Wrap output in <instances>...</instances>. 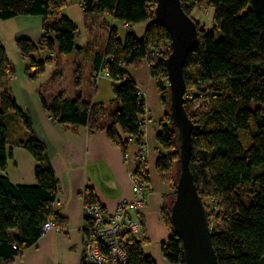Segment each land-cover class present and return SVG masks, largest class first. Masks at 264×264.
Returning <instances> with one entry per match:
<instances>
[{
	"label": "trees",
	"instance_id": "16d2710c",
	"mask_svg": "<svg viewBox=\"0 0 264 264\" xmlns=\"http://www.w3.org/2000/svg\"><path fill=\"white\" fill-rule=\"evenodd\" d=\"M190 0H180L189 16ZM155 0H82L81 17L87 35L104 41L102 52L94 54L93 70L107 69L114 81L112 93L118 107L110 114L106 137L126 154L130 141L143 143L145 106L134 81L124 77L125 69L139 66L150 50L160 54L149 66L160 100L169 102V88L162 45L170 43L168 33L153 21ZM192 3V2H191ZM66 0H0V20L21 16L41 17L43 35L38 43L24 38L15 40V48L27 62L24 74L35 80L43 74L53 57L76 52L77 28L62 14ZM213 9V28L204 31L197 25V41L188 53L183 67L185 95L183 107L194 129L191 133L189 168L204 205L205 199L216 201L218 211L207 213L212 232L211 243L218 264H264V0H206ZM128 27L147 22L145 35L137 38L127 31L121 40L106 19ZM166 43V44H165ZM13 75V69L0 42V83ZM43 109L60 125H84L88 131L97 128L100 105L81 98L58 95ZM169 108V103H168ZM11 111L21 118L26 134L10 138ZM102 129V128H101ZM248 134L245 144L241 134ZM156 141L162 150L155 169L163 182H172V161L179 149L176 128L171 124L169 109L160 124ZM8 145L26 150L36 161L35 183L14 185L0 174V264H12L13 258L32 246L41 227L50 218L58 226L63 220L53 211L57 193L46 151L34 135L28 116L17 108L6 90L0 93V171L11 158ZM177 158V157H176ZM136 175L148 183L144 168ZM174 195V194H173ZM95 202L94 193L86 189L84 203ZM172 203V202H171ZM170 204H164L163 219L167 240L160 245L169 264H183L180 242L169 223ZM205 207V206H204ZM206 209V207H205ZM223 228H217V223ZM80 264H87L83 260ZM126 264H155L141 249V241L130 238L126 245Z\"/></svg>",
	"mask_w": 264,
	"mask_h": 264
},
{
	"label": "crops",
	"instance_id": "0c3cea01",
	"mask_svg": "<svg viewBox=\"0 0 264 264\" xmlns=\"http://www.w3.org/2000/svg\"><path fill=\"white\" fill-rule=\"evenodd\" d=\"M81 1L73 3L72 0H66L68 5L62 9V14L77 28V51L68 55L51 53L50 56L56 55L61 63L48 66L35 80L26 78L24 70L27 62L18 55L14 42L24 38L38 43L43 35L41 17L21 16L0 20V42L13 69V75L0 83V93L3 90L9 93L21 113L28 116L36 139L44 146L57 181L53 211L63 220L61 232L49 231L41 235L32 246L14 257L12 264H80L77 228L81 221L86 189L93 191L95 202L109 210L117 201L131 195L128 172L135 164L138 146L130 141L125 158L121 149L106 137L103 128L109 126L110 114L118 107L112 93L114 81L104 78L105 81L100 86V80L94 83L90 77L94 67V54L104 48V41L100 40L103 45H99V40H93L87 35L81 17ZM106 23L110 28L116 29L121 40L127 31H132L137 38L144 37L148 24L145 22L125 27L112 17H108ZM72 55L75 62L66 65L65 60ZM19 64L22 67L21 73L15 68ZM124 77L134 81L138 90L144 93V171L149 187L146 203L140 211L143 221L141 249L155 264H169L162 256L160 245L169 236L162 207L167 204L166 198L171 195V190L161 181L155 169L158 156L165 154L156 141V135L160 124L164 122L166 110L144 59L139 66L126 68ZM40 95L46 102L60 95L67 99L78 97L100 105L97 128L90 132L84 125L64 126L53 122L41 105ZM10 114L12 140H16L25 135L26 131L20 116L15 111ZM7 148L11 151V158L0 174L14 185L34 184L33 169L37 164L34 158L19 146L8 145Z\"/></svg>",
	"mask_w": 264,
	"mask_h": 264
},
{
	"label": "water",
	"instance_id": "95a60500",
	"mask_svg": "<svg viewBox=\"0 0 264 264\" xmlns=\"http://www.w3.org/2000/svg\"><path fill=\"white\" fill-rule=\"evenodd\" d=\"M156 25L169 35L171 51L165 59L169 88V117L176 128L179 175L169 209V223L180 242L183 264H218L206 209L189 168L192 121L183 107L186 85L183 67L197 41V24L182 9L180 0H155Z\"/></svg>",
	"mask_w": 264,
	"mask_h": 264
},
{
	"label": "built area",
	"instance_id": "2783aa9c",
	"mask_svg": "<svg viewBox=\"0 0 264 264\" xmlns=\"http://www.w3.org/2000/svg\"><path fill=\"white\" fill-rule=\"evenodd\" d=\"M128 27L127 24H124ZM166 44V43H165ZM166 51L170 53L171 46L167 43ZM158 50L150 52L158 57ZM91 77L98 82L101 78H109L106 68L99 67L93 70ZM110 79V78H109ZM143 96V92L139 91ZM138 151L135 164L129 169L130 192L129 198H122L115 203L112 209L104 208L100 203H84L81 221L78 225L80 261L87 264H126V245L130 238L140 242L142 222L140 211L147 200V183L136 175V170L142 168L146 148L144 143H137ZM127 158V154H124ZM213 200V199H212ZM214 201V200H213ZM213 210L218 211L216 201ZM49 231L61 232L62 228L48 218L41 227V234Z\"/></svg>",
	"mask_w": 264,
	"mask_h": 264
},
{
	"label": "rangeland",
	"instance_id": "374dc122",
	"mask_svg": "<svg viewBox=\"0 0 264 264\" xmlns=\"http://www.w3.org/2000/svg\"><path fill=\"white\" fill-rule=\"evenodd\" d=\"M79 0H72L73 3H76L78 2ZM82 2V1H81ZM192 2V3H191ZM66 6L68 5V2H66ZM65 6V7H66ZM188 7H189V16L196 22V24L198 25V27L200 29H203L204 31H207V30H211L213 28V9L210 8L207 4H206V0H190V2L188 3ZM122 31H120L121 33ZM99 42V45H103L102 41H97V43ZM159 45V49L160 50H163V51H166L165 49V45H162L161 42L158 43ZM100 49V47H99ZM104 49V48H103ZM102 50H99L100 52L103 51ZM158 56H155L153 55L151 52L148 53V56L147 58L144 59V63L149 67L153 61L157 58ZM74 55L72 56H69L66 60H65V63L66 65H68V63H74ZM23 61V60H22ZM24 62V61H23ZM25 63V62H24ZM58 63H61V60H58V57H56V55H54L53 59H52V62L50 65H53V64H58ZM63 63V62H62ZM83 63H86V61H83ZM10 64V62H9ZM48 65V66H50ZM46 66V68L48 67ZM10 67H11V64H10ZM12 68V67H11ZM16 70L18 73H21L22 71V67L19 65H17L16 67ZM24 68V67H23ZM45 68V69H46ZM91 75V74H90ZM91 77V76H90ZM93 79V78H91ZM106 79V78H105ZM109 79V78H108ZM94 81V80H93ZM104 78H101L100 79V82L98 84H100V86L102 85V82H104ZM108 82V81H106ZM94 83H96V81H94ZM168 85V84H167ZM193 90L190 89V93L189 94H184V97L188 100H190V97H191V94H193ZM168 99H167V103L165 106V110L168 111ZM9 127V133H10V138L12 139L13 136H12V131H11V123L10 125L8 126ZM247 133L246 134H241V142L242 144H245V141H246V138H247ZM146 148V147H145ZM164 153H167V151H165ZM178 155V154H177ZM176 155L175 159L172 161V167H171V172H172V180H175V183H176V180L178 178V175H179V162H178V156ZM146 158L144 159V162L142 164V167L144 168L145 165H146ZM142 169V168H141ZM264 170V166L260 167L258 170H256V172H261ZM159 176V175H158ZM160 178V177H159ZM162 181V180H161ZM163 182V181H162ZM165 185L168 186V188L171 190V195H169L166 199H167V204H170L173 200V197H174V191L172 189V182H163ZM147 185V190H148V183L146 184ZM213 200L208 198V199H205V202H204V206L206 207V210L208 213H216V210H213ZM162 213H163V208H162ZM141 219V217H140ZM141 222H142V228H141V233L143 232V221L141 219ZM210 225L212 226V223L209 224V227ZM217 228L219 229H222L223 226H222V223L218 222L217 223ZM141 236V234H140ZM163 256V255H162Z\"/></svg>",
	"mask_w": 264,
	"mask_h": 264
}]
</instances>
